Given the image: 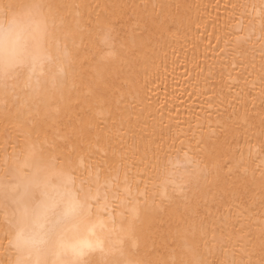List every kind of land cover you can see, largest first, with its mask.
Instances as JSON below:
<instances>
[{
    "label": "snow or ice",
    "instance_id": "snow-or-ice-1",
    "mask_svg": "<svg viewBox=\"0 0 264 264\" xmlns=\"http://www.w3.org/2000/svg\"><path fill=\"white\" fill-rule=\"evenodd\" d=\"M237 8L244 9L241 15L249 23L247 39L237 38L235 44L260 43L259 80L240 86L248 71L244 67L233 81L232 71L244 61L234 54L233 41H218L204 78V107L177 125L179 131L168 141H153L155 147L141 151L113 135L123 121L104 90L106 73L125 62L129 38H119L111 6L92 0H0V101L5 105L0 149L11 147L3 163L12 181L0 182L5 189L0 196V264H264V245L254 259L250 239L243 235L250 236L248 209L237 203L226 179L251 175L255 180L259 172L264 181V120L253 133L246 113L240 123L235 110L227 118L220 111L226 101L247 108L257 99L264 106V0L259 6H226L233 12ZM242 29L241 21L234 32ZM257 84L261 91L253 96ZM81 86L86 90L81 92ZM18 89L48 107L55 105L46 119L55 120L60 105L69 112L67 122L60 120L51 132L27 122L29 135L36 138L34 154L41 153L34 167L44 163L47 169L35 185L27 170L8 165L9 158L20 160L25 141L20 127L13 126V120L24 124L19 113L14 116L7 107L9 101L16 106ZM98 105L108 109L106 120L96 119ZM213 115L218 127H223L220 121L239 124L237 131L248 137L246 152L219 142ZM51 177L58 183H50ZM33 186L41 188L42 199L29 202L25 197ZM175 203L186 211L183 235L192 243L161 253L140 226ZM259 223L264 235V221ZM201 243L208 255L210 243L232 251L224 260H210L199 251Z\"/></svg>",
    "mask_w": 264,
    "mask_h": 264
},
{
    "label": "bare ground",
    "instance_id": "bare-ground-1",
    "mask_svg": "<svg viewBox=\"0 0 264 264\" xmlns=\"http://www.w3.org/2000/svg\"><path fill=\"white\" fill-rule=\"evenodd\" d=\"M92 2L110 5V10L116 17L119 38L126 36L129 38L125 62L106 73L107 84L104 90L115 101L113 107L118 111V120L123 121V127L117 125L119 131L113 129V135L123 139L130 149L135 144V147L142 151L148 146L155 147L153 141H168L170 136L179 131L177 125H182L190 113L200 112L204 107L202 101L206 99L201 95L204 91V78L208 75V66L214 63L213 57L216 54L212 49L216 47L218 41L221 44L233 41L232 48L236 50L234 54L239 60L244 61L241 67L232 71L233 81L240 77L244 67H247L248 71L245 78L240 79V86L244 85L245 80L251 86V82L258 81L262 74L260 43L253 39L251 43L235 44L237 38L242 41L247 39L249 17L241 15L244 12L243 8H237L235 12L226 9L230 2L239 5L255 3L259 6V0H92ZM252 17H255V12L252 13ZM241 21L243 29L235 33L234 29ZM257 32L259 33L258 23ZM141 36L143 40L138 39ZM133 37L137 38L135 45L131 44ZM210 43L211 48L208 47ZM224 80L227 83V74ZM77 84L80 82L77 81ZM79 90L83 92L86 89L81 86ZM227 90L225 88V91ZM233 91H239V87H234ZM260 91L257 84L253 96L259 95ZM4 107L0 101V137L3 134ZM7 107L11 108L14 116L19 113L21 123L36 121L48 132L53 131L54 124L60 120L67 122L69 117L64 105H60V114L55 120L46 119L55 105L47 109L41 108L38 113L35 110L30 112L20 102H16V106L13 107L9 101ZM234 110L239 114L235 117L237 121L243 123L246 113L247 124L252 126L253 133L259 130L261 120H264V106L259 100L253 99L247 108L242 107L240 103L229 106L227 101L220 106L225 118ZM95 115L97 120H106L109 112L105 106L98 105ZM212 119V126L220 143L227 141L225 147H230L233 151L237 148L247 151L248 137L237 131L239 124L220 121L223 127H218L216 116L213 115ZM13 126L19 128L20 124L13 120ZM108 127H112L110 122ZM55 130L60 129L57 127ZM41 138L43 139V136ZM251 144L255 147L256 141L252 140ZM251 167L254 169L256 165L253 164ZM255 175V180L251 175L226 179L229 188L238 197L237 203L248 209L246 215H250V236L248 233L243 235L250 239L249 248L255 253L253 258L258 259L261 246L264 245V235L259 223L264 221V181L260 180L259 172ZM188 223L183 205L175 203L162 208L140 227L150 237V245L154 243L161 253H165L172 249L179 250L182 245L192 243L190 236L183 235ZM208 239L210 241L211 236ZM4 243L7 244V241ZM209 247L212 249L211 255L205 252L203 243L200 244L199 251L208 255L210 260H224L226 252L232 251L231 246L224 249L215 243H210ZM238 248L239 246L237 250ZM239 258L237 255V259Z\"/></svg>",
    "mask_w": 264,
    "mask_h": 264
},
{
    "label": "clouds",
    "instance_id": "clouds-1",
    "mask_svg": "<svg viewBox=\"0 0 264 264\" xmlns=\"http://www.w3.org/2000/svg\"><path fill=\"white\" fill-rule=\"evenodd\" d=\"M17 95L19 99L16 102L22 103L28 109H31V111L35 110L38 113L39 109L48 108V106L40 102V100L35 96L29 97L26 91H21L18 89ZM20 131L21 134L25 137V141L22 142V152L20 160L16 161L15 159L9 158L8 165L11 167H16L21 171L27 170V174L29 175L30 180L33 182V185H35L36 183L44 179L47 169L44 163H42L39 168L34 167L36 158L38 156H41V153L36 150L34 154L33 144L36 138L29 135L28 124L24 123L22 126H20ZM6 155L11 157V151H9V149H0V182H3L4 184L12 182L8 179V175L3 163ZM49 182L52 184H56L58 183V179L56 177H51ZM4 193L5 189L0 186V196H3ZM25 199L29 202L42 199L41 188L36 186L31 187L27 192Z\"/></svg>",
    "mask_w": 264,
    "mask_h": 264
}]
</instances>
